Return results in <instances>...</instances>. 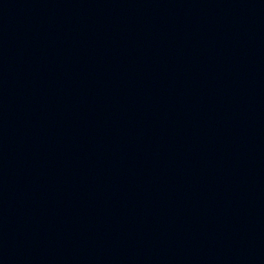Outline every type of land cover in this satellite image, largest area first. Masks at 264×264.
Wrapping results in <instances>:
<instances>
[{
	"label": "water",
	"instance_id": "1",
	"mask_svg": "<svg viewBox=\"0 0 264 264\" xmlns=\"http://www.w3.org/2000/svg\"><path fill=\"white\" fill-rule=\"evenodd\" d=\"M65 264H264V0H32Z\"/></svg>",
	"mask_w": 264,
	"mask_h": 264
}]
</instances>
